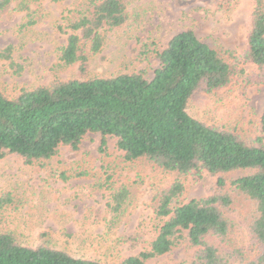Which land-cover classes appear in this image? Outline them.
<instances>
[{
    "label": "rangeland",
    "instance_id": "374dc122",
    "mask_svg": "<svg viewBox=\"0 0 264 264\" xmlns=\"http://www.w3.org/2000/svg\"><path fill=\"white\" fill-rule=\"evenodd\" d=\"M19 1L11 0L0 11V51L10 46L12 62L18 66L16 72L9 60L0 58V91L4 95L14 97L22 88L46 86L56 79L133 72L151 79L159 65L155 51L162 50L176 33L192 29L219 52L232 73L225 86L210 93H193L188 113L246 142L264 137L260 125L264 75L240 58L246 48L253 0H125V22L119 28L103 30L101 50L89 55L84 73L78 63L64 65L58 56L71 31L68 24L86 13V0L30 1L24 10L18 7ZM232 54L239 58L237 64ZM100 144L99 133H87L77 150L61 145L47 160L28 163L16 154L2 157L0 231L13 232L24 245L43 244L75 257L116 264L149 249L162 221L154 214L156 197L176 177L184 185V201L213 194L221 177L233 200L224 210L229 228L222 247L248 251L249 258L257 254L248 233L254 206L230 185L253 171L177 176L145 159L125 160L113 137L106 138L103 150ZM120 188L127 190V201L115 216L108 203ZM195 251L184 236L168 252L145 263L187 264Z\"/></svg>",
    "mask_w": 264,
    "mask_h": 264
},
{
    "label": "trees",
    "instance_id": "16d2710c",
    "mask_svg": "<svg viewBox=\"0 0 264 264\" xmlns=\"http://www.w3.org/2000/svg\"><path fill=\"white\" fill-rule=\"evenodd\" d=\"M10 1L1 0L0 11ZM30 1L41 0H20L18 7L27 9ZM85 4L86 13L68 24L71 31L58 56L64 65L78 63L81 73L88 67L89 55L101 50L103 30L119 28L126 20L125 0H86ZM11 50L8 46L0 51V58L9 60L17 72ZM155 55L159 65L151 79L141 73H120L56 79L46 86L22 88L14 97L0 91V159L16 154L28 163L47 160L59 146L77 150L87 133H99L100 150L105 148L106 138L113 137L125 160L145 159L177 176L251 170L230 185L254 206L248 233L258 250L252 258L248 251H225L222 247L229 228L224 210L233 201L224 190L223 179H217L213 194L184 201L185 188L176 177L156 197L154 214L162 221L149 249L116 264H146L147 259L165 254L184 236L196 248L187 264H264V137L243 141L187 111L193 93H210L225 86L232 68L192 29L173 35ZM240 58L257 66L264 75L263 0H253L246 48ZM232 59L237 64L239 58L232 54ZM260 125L264 132V109ZM127 195L124 188L112 193L108 207L113 215L120 214ZM228 253L233 255L229 257ZM0 264L105 263L43 244L24 245L13 232L0 231Z\"/></svg>",
    "mask_w": 264,
    "mask_h": 264
}]
</instances>
